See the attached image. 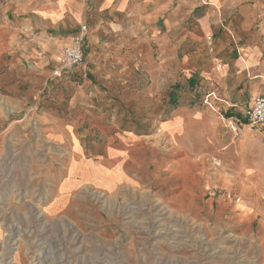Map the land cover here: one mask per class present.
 <instances>
[{"label": "rangeland", "instance_id": "rangeland-1", "mask_svg": "<svg viewBox=\"0 0 264 264\" xmlns=\"http://www.w3.org/2000/svg\"><path fill=\"white\" fill-rule=\"evenodd\" d=\"M3 40L0 31V264H33L42 248L55 264H264V126L238 135L229 127L244 123L251 97L190 86L188 73L174 79L154 63L90 61L85 46L67 80L54 75L32 92L34 62L14 67ZM62 83L97 98L101 121L75 123L78 139L69 129L71 140L57 141L41 119L65 109L55 94ZM127 137L137 142L123 153L132 184L80 183L96 148ZM35 208L42 220L29 215ZM12 226L19 237L10 239Z\"/></svg>", "mask_w": 264, "mask_h": 264}, {"label": "crops", "instance_id": "crops-1", "mask_svg": "<svg viewBox=\"0 0 264 264\" xmlns=\"http://www.w3.org/2000/svg\"><path fill=\"white\" fill-rule=\"evenodd\" d=\"M0 12L2 43L15 55L13 66L34 62L28 91L44 90L62 46L85 26L90 61L113 54L118 68L154 63L174 79L188 73L211 93L225 88L252 99L264 96V0H5ZM125 51L128 59L121 57ZM86 90L67 83L56 89L58 107L65 109L44 112L41 119L52 122L57 141L71 140L69 129L78 139L75 123L96 121L91 109L97 98ZM129 143L137 142L127 137L117 147L109 142L96 148L80 183L104 191L132 184L131 163L123 156L131 154Z\"/></svg>", "mask_w": 264, "mask_h": 264}, {"label": "built area", "instance_id": "built-area-1", "mask_svg": "<svg viewBox=\"0 0 264 264\" xmlns=\"http://www.w3.org/2000/svg\"><path fill=\"white\" fill-rule=\"evenodd\" d=\"M87 35V27L81 26V31L79 34L73 35L68 44L62 46L58 59H59V67L57 71L54 73L55 78L60 79L64 75H70L74 69L77 67L81 66L84 61V39ZM211 41V40H209ZM252 104L247 107L243 112V122L240 120H234L231 119L229 123V127L231 132L234 134L238 135L240 132V129L248 126V127H255V126H264V96L260 97H255L252 99ZM37 208L33 209L30 211L29 215H31L32 218L34 216L37 218V220H42L41 217L37 216V211H35ZM9 233V238H15V236L19 237V231L17 230V227L12 226L8 229ZM18 239L16 242H13L11 245L9 242L5 244V251H13L15 252L19 247L17 246L18 244ZM42 240H40L37 243V246H41ZM27 253V252H26ZM25 254V253H24ZM55 255L54 252L51 253V255H48V252H46V248H42V253L41 256H38L33 259V264H55Z\"/></svg>", "mask_w": 264, "mask_h": 264}, {"label": "bare ground", "instance_id": "bare-ground-1", "mask_svg": "<svg viewBox=\"0 0 264 264\" xmlns=\"http://www.w3.org/2000/svg\"><path fill=\"white\" fill-rule=\"evenodd\" d=\"M77 171V170H76ZM70 179H72V178H70ZM71 183V182H70ZM93 194V193H92ZM129 208V212L130 211H133V208H130V207H128V206H126V209H128ZM162 209V208H161ZM160 208H159V210H161ZM163 210V209H162ZM30 212V211H29ZM156 212V211H155ZM161 213H163V212H161ZM165 213V212H164ZM163 213V214H164ZM129 214V213H128ZM154 214V213H153ZM156 214V213H155ZM131 218V217H130ZM153 220V219H152ZM156 221V220H155ZM151 223V222H150ZM153 223V222H152ZM151 225V224H150ZM50 241V240H49ZM49 244V243H48ZM48 246V245H47ZM54 255H52V257H53Z\"/></svg>", "mask_w": 264, "mask_h": 264}, {"label": "trees", "instance_id": "trees-1", "mask_svg": "<svg viewBox=\"0 0 264 264\" xmlns=\"http://www.w3.org/2000/svg\"><path fill=\"white\" fill-rule=\"evenodd\" d=\"M192 81H193L192 79L189 80V85H190V86H194V84H193ZM252 101H253V100H252ZM251 104H252V103H251ZM225 116H226L227 118H229V117H233L232 114L225 115ZM238 120H239V119H238ZM244 124H246V122H245Z\"/></svg>", "mask_w": 264, "mask_h": 264}]
</instances>
